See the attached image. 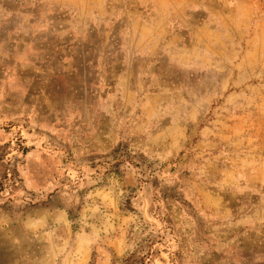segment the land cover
I'll return each mask as SVG.
<instances>
[{
    "label": "rangeland",
    "instance_id": "rangeland-1",
    "mask_svg": "<svg viewBox=\"0 0 264 264\" xmlns=\"http://www.w3.org/2000/svg\"><path fill=\"white\" fill-rule=\"evenodd\" d=\"M0 264H264V0H0Z\"/></svg>",
    "mask_w": 264,
    "mask_h": 264
},
{
    "label": "trees",
    "instance_id": "trees-1",
    "mask_svg": "<svg viewBox=\"0 0 264 264\" xmlns=\"http://www.w3.org/2000/svg\"><path fill=\"white\" fill-rule=\"evenodd\" d=\"M127 261H128V259H127Z\"/></svg>",
    "mask_w": 264,
    "mask_h": 264
}]
</instances>
